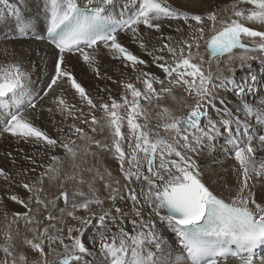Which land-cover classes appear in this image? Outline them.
Instances as JSON below:
<instances>
[{
  "label": "snow or ice",
  "instance_id": "6c2138e0",
  "mask_svg": "<svg viewBox=\"0 0 264 264\" xmlns=\"http://www.w3.org/2000/svg\"><path fill=\"white\" fill-rule=\"evenodd\" d=\"M240 2L250 4L253 8L235 10L233 15L238 19L222 22L224 26L216 31L215 13L209 12L205 17L179 11L172 8L166 0H125L119 18L114 12L117 0H83V3L80 0H47V35L60 53L55 66L56 74L48 88L52 89L58 79L66 78L90 109L99 108L104 112L103 127L110 132L111 144L99 140L92 141L91 137L88 139L95 143L97 148L113 154L126 181L123 187L127 191L124 194L120 180L112 179L111 172H108L109 180L104 184V189L109 193L106 199L112 202L108 208L102 207L105 198L98 194L94 181H85L82 177L78 184L87 183L88 193L77 188L71 196L68 191H61L59 195L47 199L40 195L44 191L43 187L36 188L34 199L38 207L35 209L18 196H10L11 200L27 209L22 213H14V217L24 219L27 225L34 222L37 225L29 229L34 233L33 238H25L24 241L37 257L29 261L26 255L21 254L18 258L19 264H52L47 257L55 251L53 245L57 244L63 246L65 253L59 264H89L87 258L97 253L104 255L107 264H173L169 258L170 253L168 256L164 254V241L157 231L153 217L158 218L161 225H165L179 238L182 253L176 258L175 264H227L229 258L234 259L237 264H264V256H256V249L264 247V205L252 198L249 184L250 180L264 179V157L257 158V148L253 146V141H248L244 147H237L235 151V159L239 162L243 179L239 191L227 201L215 195L201 181L195 161L186 154L198 151L206 139H214L218 122L209 114L210 108L225 117L219 123L226 131L232 132V114L227 108L217 107V100L221 105L225 104L223 97L218 95L219 91H233L236 95H244L255 85L258 74H264V58L250 55L264 54V31L254 30L241 23V20H247L264 25V0ZM0 3L7 5L8 0H0ZM233 7L235 8V5ZM12 14L16 17L18 31L21 34L27 33L32 27L31 23L22 20L17 9H12ZM181 19L192 29L190 38L182 41L184 46L179 48L178 54L177 48L172 46L171 37L166 38L168 43L153 49L161 53L166 51L174 57L173 62L165 61L163 55L153 56V63L162 69L164 78L143 73L142 77L137 78L144 85L143 90L132 83H126L124 87L130 92L131 100L128 96L122 97V102L110 98L111 104L97 105L72 74L61 68L63 54L72 51L80 52L84 62L94 68L96 57L85 49H92L99 43H102L114 58L131 62L134 69L137 65H145V60L134 55L118 41L117 33L131 31L134 41L139 40L140 47L146 49L143 38L138 35L141 25L158 31L161 28L160 21ZM205 19L212 22L213 31V34L204 40L209 53L210 66L207 71L203 68L202 56L199 57V63L195 62L199 55V41L204 39ZM196 33H199V36ZM244 38H250L252 44L245 43ZM81 45L84 47H80ZM193 48L196 49L195 53ZM236 50H239V54ZM148 55L153 54L148 52ZM225 57L227 61L239 60L244 75L237 79L232 67H229V72L232 73L230 76H224L222 73L214 75L211 61L214 60L219 67ZM251 60L259 61L258 69L254 70L252 64L248 63ZM94 70L98 74V70ZM27 80V73L20 65H0V114H3L6 120L3 131L26 139L34 138L35 142L43 141L49 147H56L57 140L35 127L20 111L25 103L27 107H36L32 99L26 100V97L30 96L27 93ZM165 80L170 85L184 87L194 100L193 104L185 103L184 107L188 111L184 115H175L167 108L163 110L166 122L162 127L169 133V137L161 136L158 131L151 129L147 122H137L146 111L141 106V99L150 102L153 98L159 99L160 93H171L172 89L165 87ZM156 84L161 86L159 91L154 87ZM44 95H48L47 91ZM58 104L62 109L65 107L62 98H58ZM121 109L126 115L120 113ZM241 110L246 114H252L254 111L247 103L242 105ZM125 119L127 133L122 132ZM84 122L87 123V120ZM91 122L93 125L98 123L95 115H92ZM236 122L239 123L238 120ZM92 131H96V128L93 127ZM75 133L79 134L80 138L86 137V133L80 128H75ZM232 138H235L234 132ZM255 139L260 150L264 151V134ZM74 145L75 141L70 140L59 146L65 149L66 155L75 160L77 151ZM52 160L61 162L57 156H53ZM73 167L77 166L74 164ZM49 173H53L49 176L50 180L58 179L60 169L49 165L47 171L41 174V185L44 176ZM97 175L104 179L98 171ZM0 176L7 179V174L2 169ZM66 179L76 180L77 177L72 174ZM22 186L28 192L34 190L33 186L27 183ZM28 199L31 202L33 197ZM60 199L63 200L64 207L58 206L57 201ZM118 199L131 202V213H134L135 217L130 219L131 231L124 227L131 213L115 207ZM93 205L101 207L99 214L93 210ZM80 210L86 214L78 215ZM146 210L149 213L147 219L144 216ZM42 211L47 213L44 219L49 223L41 230L39 225L42 221L37 219L36 214ZM56 211L59 215L54 214ZM66 217L76 221V224L58 227L66 225ZM113 228L117 231H113ZM91 229L95 231L88 236L92 243V246L88 247L84 238ZM7 239L11 240V236ZM0 250L6 257L0 264H18L16 258L10 262L7 259L13 257L9 246H3Z\"/></svg>",
  "mask_w": 264,
  "mask_h": 264
},
{
  "label": "bare ground",
  "instance_id": "6f19581e",
  "mask_svg": "<svg viewBox=\"0 0 264 264\" xmlns=\"http://www.w3.org/2000/svg\"><path fill=\"white\" fill-rule=\"evenodd\" d=\"M183 1L193 2L186 3L189 10L194 4L201 3V7L199 8L200 11L196 14L205 17L209 12L215 13L214 9L216 5L219 1L222 2V0ZM80 2L83 3V0H80ZM124 2L125 0H117L116 7L122 6ZM221 2L217 6H219ZM46 4L47 0H8L7 5L0 3V65L7 66L8 64L15 63L20 65L21 69L27 73V93H29L30 96H27L26 100L29 98L32 99L36 107L26 108L27 104L25 103L20 111L23 113L25 119L58 142L56 147H49L43 141L35 142L34 138L26 139L10 134L11 138L6 139L5 134H7V132H4L3 128H1V123L6 124V120L4 115L0 114V146L3 147L4 141L10 143L12 140L16 143V148L10 147L5 158L0 154V166L5 169V173L7 174V179L4 176H0V228L2 227L0 248L9 246L10 250L13 252V257H8L7 259L10 262L13 258H16L18 264V258L21 254L26 255L29 261L37 257V254L33 251L31 255V250L24 243L25 238H33L34 233L29 229L37 225L35 222L32 225H27L24 219L14 217V213H22L27 211V209L21 204L11 200L10 196H18L26 203H30V207L35 209L38 207L34 199L36 188L43 187L44 191L40 193V195L42 198L47 199L59 195L61 191H68L71 196V193L77 188L88 193L87 183L83 185L78 184V180L82 177L85 181H94V186L98 194L102 198H105V203L102 207L108 208L112 204L111 201L106 199L109 193L104 189L105 182L109 180L107 176L108 172H111L112 179L120 180V187L123 193L126 194L127 191L123 187L126 181L123 179L119 170V163L114 158L113 154L107 150L97 148L95 143L90 142L88 139V137H91L92 141L99 140L102 143L111 144L110 132L106 127H103L105 124L104 112L99 108L90 109L87 102L80 98L79 94L71 87V83L66 78L58 79L57 83L52 86V89L48 88V85L56 74L55 66L59 61L60 53L47 45L46 42L35 39V35L44 31L48 25ZM12 9H17L20 13V18L31 23L32 27L27 33L21 34L18 31L17 20L12 14ZM6 10H8V12H6ZM227 10L229 11V9ZM3 15L5 16L2 17ZM216 16L218 17V15ZM223 16L224 15H220L218 17L215 23V29L218 23L220 24V22L224 20ZM229 20L228 18L224 21L230 22ZM181 22L183 23L182 19L162 20L159 22L161 23V28L158 31L155 29H147L141 25L138 35L143 38L147 46L146 49L140 47L139 40L134 41L131 31H120L117 33V39L123 46L128 48L129 51L140 59L146 61L145 65H137L135 69L132 67L131 62H125L121 59L114 58L113 54L106 49L102 43L97 45L94 49H85L96 57L94 68L98 70V74L93 67H89V65L84 62L78 51L64 53V60L61 63V68L62 70L66 69L68 72H71V74L74 73L72 76L81 84L97 105L101 103L111 104V99L122 102L121 98L124 96H128L129 100H131L130 92L124 87L126 83H132L135 87L143 90L144 85L137 79L138 77H142L143 73H151L153 76L161 79L164 78L162 69L153 63V56L163 55L165 61L168 63L173 62L174 58L170 59L171 55L166 51L163 53L153 51L154 48L158 49L162 44L169 42L166 39L167 37L163 34V32H165L164 30L170 32L169 37L172 38V46L177 49L180 48V44H182L183 40L190 38L192 29H190L187 24H185L186 26H182V32H175L178 24H181ZM203 27L204 36L206 34H211L212 22L205 19ZM31 33L34 35L33 38H30ZM26 34L29 36L27 39H24ZM196 35L199 36V33H196ZM148 52H152L153 55H148ZM242 75H244L243 70L236 73L235 76L239 79ZM260 77L261 74H258L255 85L244 95H236L233 91L225 90H220L218 93V95L222 96L225 100V104L221 105L219 100H217V107L221 109L227 108L232 114V132L228 131L224 137V141L220 138L221 141L218 140L216 143L207 139L204 142L208 143V149L210 150L216 147V149L220 151L222 148L225 156L219 154L218 151H216L217 156L214 154L210 156L205 153V155H203L200 151L201 147L198 151L186 153L195 161L197 170L200 172L199 178L201 181L210 191L226 201L230 200L239 191L243 179L239 168V162L235 159V151L233 150V132L235 138L239 139V137L243 136L242 128L255 126L259 129L260 134H264V126H261L258 120L260 117L264 119V100L262 99L264 97V81L263 78L261 79ZM165 82H167V80H165ZM154 87L159 91L161 86L156 84ZM168 87L172 89L171 93H160L159 99L153 98L150 102L143 99L140 100L141 106L146 111L144 115L139 117L137 122L141 124L147 122L149 127L154 131H158L160 135H162L164 131L162 125L166 122L163 111L165 108L170 109L175 115H184L188 111V109L184 107L185 103L189 105L194 103V100L187 94L184 87L170 84ZM44 91H47L48 95L45 96ZM251 92V96L255 95L252 100L251 98H247L248 93ZM58 98H62L65 101V107L63 109L58 104ZM245 103L251 105L255 112L253 111L252 114H246L242 111V105ZM56 104L59 106L57 109L55 108ZM13 111H15V109H13ZM120 113L126 115L123 109L120 110ZM209 114L216 121L217 119L222 120L225 118L212 108L209 109ZM92 115H95L98 120V123L95 125L91 122ZM254 118L257 120H254ZM153 119L160 120V122ZM85 120H87V123L84 122ZM237 120L239 123L236 122ZM204 123H206V121H204ZM158 125H161V127H158ZM220 126V123H218V131H220ZM93 127L96 128V131H92ZM75 128L82 129L83 132L86 133V137L80 138V135L75 133ZM122 132L127 133L126 119L122 127ZM167 135L169 137V133H167ZM255 138L256 136L253 137L252 141L253 146L257 148L256 155L259 159L260 157H264V151L260 150L259 143ZM70 140L75 141L74 147L77 151L75 160L66 155L65 149L59 146L61 143H68ZM125 147L127 149L126 144ZM229 152H231L230 156H228ZM93 153L95 155H93ZM53 156L59 157L61 162L57 163L53 161ZM171 159L178 160L179 158L171 157ZM74 164L77 167L74 168ZM49 165L58 167L60 169V176L58 179L50 180L49 176L53 175V173H49L48 176H44L43 184L41 185V174L47 171ZM97 171L100 175L104 176V179H100V176L97 175ZM72 174H75L77 179L67 180L66 177ZM205 179L207 181H205ZM25 183L33 186V192H28L23 188L22 185ZM62 183L63 188H61ZM249 184L251 185V192L253 193L252 198L255 199L257 203L264 205V191H258L261 187H264V179L250 180ZM133 187H138V185H133ZM254 188H258L257 191L253 190ZM257 194H261L262 196L258 198L256 197ZM30 196L33 197L31 202L28 199ZM77 199L80 198L77 197ZM125 203L131 204L130 201L118 199L115 203V207H120ZM57 204L59 207H64L62 199L58 200ZM92 207L98 214L101 212V207H99L100 210L96 209L97 206L95 205ZM145 213L147 215L149 214L147 210ZM54 214L59 215L58 211ZM77 214L85 215L86 213L80 210ZM36 215L37 219L42 221V224L39 225L42 230V228L49 223L48 220L44 219L47 213L42 211ZM130 215L132 216L124 223V227L128 231L132 229L130 219L135 218L134 213ZM4 219H6L7 222H3ZM153 219L157 225V231L165 242L164 254L168 256L170 253L169 258L173 264H175L176 258L182 253L180 252L182 248L179 243V238L165 225H161L158 218L153 217ZM75 224L76 221H73L70 217H66V225H58V227H66ZM94 231L95 229H91L90 232L86 233L84 238L86 246L88 247L92 246L88 236ZM113 231H117V229L113 228ZM9 235L11 236V240L7 239ZM65 242L67 243L68 241ZM169 244H171V246L167 248ZM53 247L55 251L51 252L47 259L52 262V264H59V260L62 259L65 254L64 248L58 244L53 245ZM46 251H48L47 247ZM5 258V254L0 250V261H3ZM87 259L89 264H107L106 258L102 253L94 254ZM185 264H187V262H185ZM227 264H237V262L234 259H229Z\"/></svg>",
  "mask_w": 264,
  "mask_h": 264
},
{
  "label": "rangeland",
  "instance_id": "374dc122",
  "mask_svg": "<svg viewBox=\"0 0 264 264\" xmlns=\"http://www.w3.org/2000/svg\"><path fill=\"white\" fill-rule=\"evenodd\" d=\"M166 2L172 7V8H174V9H177V10H179V11H187V12H189V13H191V14H196V13H198V11H200L199 10V8L201 7V3L200 4H194L191 8H190V10H189V8L186 6V3H193V2H184L183 0H166ZM221 1H219V3H220ZM218 3V4H219ZM217 4V5H218ZM216 5V8L214 9L215 10V13H216V15H218V17L220 16V15H224L223 17H224V20H226V19H230L229 21H231L232 20V18L233 19H238L237 17H235L234 15H233V13H234V11L235 10H239V9H244V10H248V9H251V8H253V6L252 5H250V4H247V3H243V2H240V0H222V2H221V4L219 5V6H217ZM235 5V8L233 7ZM197 7V8H196ZM187 8H188V10H187ZM218 8V9H217ZM225 8V9H224ZM198 9V10H197ZM227 9H229V11L227 10ZM197 11V12H196ZM6 12H8V10H6ZM6 15V14H5ZM5 15H3L2 17H4ZM218 17H217V19H218ZM224 20H222L221 22H220V24L218 23V25L216 26V31H219L220 29H221V27H223L224 26V24L222 23ZM241 23H244L245 24V26H247V27H250V28H253L254 30H257V31H264V25H262V24H257V23H253V22H250V21H247V20H241ZM221 24H222V26H221ZM182 26H186L185 25V23H184V21H183V23L181 22V24H178V27H177V29H179V30H177L176 29V31L175 32H177L178 31V33H180V31L182 32ZM165 32H163V34L166 36V37H169V34H170V32H167L166 30H164ZM167 32V33H166ZM213 32V31H212ZM211 32V34H206L205 36H204V39H202V40H200L199 41V43H200V48H199V55L197 56V58H196V61L195 62H197V63H199L200 62V60H199V57H203L204 58V64H203V68L207 71L208 69H209V53L207 52V50H206V46H205V43H204V40H206V39H208L213 33ZM258 39V38H257ZM244 42L245 43H248L249 45H251L252 44V40L250 39V38H244ZM182 46H184L183 44H180V47H182ZM193 52L195 53L196 52V49L195 48H193ZM237 54H239V50H237ZM179 53V49H177V54ZM250 55H256V56H261L262 58H264V54H260V53H250ZM171 58H174V57H172V56H170V59ZM240 61L239 60H232V61H227V57H225V58H223L222 60H221V62H220V65H219V67H217V65H216V62L213 60V61H211V70L213 71V73H214V75H216V76H218V75H221V73L224 75V76H230V75H232V73L231 72H229V67H232V68H234L235 69V75H236V73H238L239 71H241L242 69L240 68ZM248 63H250V64H252V66H253V68H254V70H255V68L256 69H258L259 68V61L258 60H251V61H248ZM244 71V70H243ZM71 73V72H70ZM73 75H74V73H72ZM261 79L263 78V81H264V74H261V77H260ZM165 83H167V84H165V87H168L169 86V84H168V82H165ZM264 87V86H263ZM264 89V88H263ZM44 93H45V91H44ZM251 94H252V92L251 93H248V96H247V98H251V100L254 98V96L255 95H252L251 96ZM263 100H264V97L262 98ZM97 104V103H96ZM59 106H58V104H56V106H55V108L57 109ZM255 112V111H254ZM153 120H157V119H153ZM217 121H218V123H219V121H221V120H219V119H217ZM157 122H160V120H157ZM1 128H4V127H2L1 126ZM220 128V131H217V133L215 134V136H214V138L215 139H212V140H210L211 142L213 141V143H216L218 140L219 141H221V140H223L224 141V136H225V134H226V130L223 128V127H219ZM223 132V133H222ZM164 133V134H163ZM163 133H162V135L161 136H165V137H168V135H167V133L165 132V131H163ZM222 134V135H221ZM5 138L6 139H9V138H11V135H10V133H7V134H5ZM220 138H221V140H220ZM2 140V139H1ZM216 140V141H215ZM26 142V141H25ZM13 143V144H12ZM15 144L16 143H14L12 140H11V142L10 143H6V141H4V143H3V147H1L0 146V154H1V156L2 157H4L5 158V156H6V154H7V152L10 150V147L11 148H16V146H15ZM34 144H37V143H34ZM214 145V144H213ZM204 146V147H203ZM6 147V148H5ZM14 148V149H15ZM214 149H208V143L207 142H204L203 143V145H202V147H201V149H200V151H201V153L203 154V155H205V154H209L210 156H213V154L214 155H216L217 156V152L216 151H218V149H216V147H213ZM221 148V147H220ZM223 149L221 148V150L220 151H218V153L219 154H223L224 156H225V154L223 153V151H222ZM203 151V152H202ZM214 152V153H213ZM205 153V154H204ZM230 153L231 152H229V155L228 156H230ZM202 155V156H203ZM228 158V157H227ZM240 168V167H239ZM0 169H2L4 172H5V169H3L1 166H0ZM205 181H207L206 179H205ZM211 188V187H210ZM212 189V188H211ZM257 189L258 188H254L253 190H255V191H257ZM261 190L262 191H264V187H261V189L260 190H258V191H260L261 192ZM260 196H262L261 194H257L256 195V197H258V198H260ZM122 206V207H121ZM120 206V208H122L123 210H125V211H131V204H128V203H125L124 205H121ZM96 209H98V210H100V208H99V206H97L96 207ZM131 213V212H130ZM130 216H132V215H130ZM144 216H145V218L147 219V217H148V215L146 214V213H144ZM3 222H7L6 221V219H4L3 220ZM2 228V227H1ZM1 228H0V235H2V232H1ZM172 244V243H171ZM171 244H169V246H167V248H169L170 246H171ZM165 246V242L163 243V247ZM180 252H182V249H181V251ZM181 254V253H180ZM31 255H32V251H31ZM177 256H178V254H177Z\"/></svg>",
  "mask_w": 264,
  "mask_h": 264
}]
</instances>
